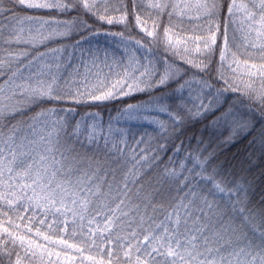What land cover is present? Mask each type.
Masks as SVG:
<instances>
[{
	"label": "snow or ice",
	"instance_id": "snow-or-ice-1",
	"mask_svg": "<svg viewBox=\"0 0 264 264\" xmlns=\"http://www.w3.org/2000/svg\"><path fill=\"white\" fill-rule=\"evenodd\" d=\"M131 5L136 9L137 0H131ZM149 7L157 10V18L164 14L171 20L177 9L183 15L184 10L193 5L157 0ZM194 7L197 15L203 13L209 22L221 10L220 0H197ZM22 9L50 10L65 19L53 22L28 16L26 19L33 21V26L24 35L23 27H11L17 21L23 24L17 15ZM223 10L226 11L227 22L221 35L222 45L218 49L220 62L215 75L211 58L217 51L213 46L217 40L215 33L220 32L219 23L214 30L210 28V35L204 41L201 55L191 57L187 47L179 46V40L173 43L169 37V28H164L163 35L167 39L162 40L157 33L159 25L154 23L153 28L148 29L136 12L137 26L146 37L152 39L132 36L125 38L123 32L119 33L125 52L128 53V63L122 70L123 75L117 74L118 78L110 88L97 89L99 94H96L91 91L81 92L79 86L73 90L72 84L62 79L61 75L53 73V65L47 62L48 52L38 51L30 55L26 51L8 50L7 55H4V45L28 44L36 48L44 41L57 36H73L76 32L83 37H87L89 32L99 35L95 27L97 22L109 25L114 22L125 23L128 17V4L125 0H0V17L7 16L10 22L6 37L3 21L0 20V202L8 206H0V264L5 256L9 264H21L20 249H23L25 256L30 254L34 257L37 250L48 251L47 245L75 247L68 242L71 237L54 238L58 237V231L51 224H46L53 210L60 217H65V230L69 213L74 220L78 216L82 220L85 213L104 215L107 223L101 228L102 222L97 221L96 231L109 232V235H101L98 238L100 243L91 239L98 257H89L93 259V264H105V260L107 264H113L114 260L116 264H264V197L259 202L255 201L253 180L246 176L225 175L212 167L209 163L212 154L203 157L189 154L187 159L194 162L193 168L186 167L184 163L178 164L179 170L177 165L165 167L157 177V184L175 185L176 191H182L184 195L170 199L166 207L163 203L160 204L163 219L148 216L145 226V217H140L138 227L142 230L129 233L131 238L123 246L127 248L123 252L125 259L121 261L120 241L123 237L111 233V227L119 226L117 221L120 217L129 215L126 209L139 212L141 207L151 206L153 212L156 211V202L151 197L157 194L163 200L162 194L157 189L148 192L138 176L158 156L149 159L141 155L137 158L134 153L132 169L117 182L115 170L109 171L99 165L96 170H91L90 167L86 169L82 164L76 163L79 157L66 155L59 147L60 134L69 142L75 140L81 144L93 143L97 139L95 132L88 133L87 125L83 133L80 131L81 121L75 119L79 113L74 105L83 104L89 99H116L136 91L147 92L152 97L150 104L153 110L167 114L170 128L160 121L153 122L160 123L161 128L169 132L171 137L179 139V133L187 120L218 111L219 115L213 124L223 122L231 129L225 142H233L241 133L251 136L249 145H258L260 156L264 157V81L258 90L252 86L254 81L245 85L244 89L235 82L240 61L237 59V52L232 50L228 35L229 25L235 23L236 14L242 12V20L249 22L248 27L255 32L256 37H264V0H248L247 3L230 0L223 5ZM116 13L120 14L119 20H116ZM106 34L117 35L111 32ZM232 39H235V30ZM250 46L255 48L257 44L254 41ZM259 46L264 53V39L259 40ZM65 51L66 49H51L53 59H61L60 54ZM243 63L249 64L248 60ZM225 65L234 74L231 79L225 75ZM56 66L59 68L60 65ZM250 68H256V65L251 64ZM247 74L249 77H264V64L256 72L249 71ZM118 85L119 90L114 91ZM229 90L241 93L243 112L234 105L223 108L220 98ZM185 92L189 97L187 101ZM165 100H171L173 104L177 100L184 103L170 106ZM61 104H68V107H59ZM132 108L129 105L125 111L130 112ZM29 112L35 115L22 119ZM89 115L96 118V114ZM49 117H56L52 121L57 133L56 145H53L51 134L47 138L41 136L39 141L32 138L36 135L37 128L34 122L41 118L47 120ZM82 135L85 137L84 141L80 139ZM37 143L41 144L43 151H37ZM176 151L179 152L180 149L177 148ZM145 159H149L147 165L142 163ZM109 175L112 176L111 180L108 179ZM199 181L205 183L200 184ZM105 188L106 191L103 190ZM134 196L139 202H134ZM13 205L18 206L11 207ZM33 208L44 210L40 219H35L38 213L32 211ZM52 218L58 220L55 214ZM75 231L73 228V234ZM209 232L219 238L218 247L209 246ZM226 234L231 235L226 238ZM93 235V229L89 228L88 236ZM114 236L117 251H101V244L112 242ZM232 236H236L235 241ZM198 240H203V250L197 243ZM221 240L223 243H219ZM42 241L47 242V245ZM81 244L83 247H77V251L82 255L89 241L84 240ZM134 252L136 255L133 260ZM213 252L216 255H212ZM13 255L16 256L14 262ZM167 257L172 259L168 260Z\"/></svg>",
	"mask_w": 264,
	"mask_h": 264
},
{
	"label": "trees",
	"instance_id": "trees-1",
	"mask_svg": "<svg viewBox=\"0 0 264 264\" xmlns=\"http://www.w3.org/2000/svg\"><path fill=\"white\" fill-rule=\"evenodd\" d=\"M125 2L128 4V17L125 23L117 22L109 25L107 23L101 24L100 22H97L95 27L97 28L99 35H94L89 32L87 37H83L80 35V33H77L72 41H84L83 46H86L87 50H89V57L92 56L91 53L96 52L97 54L98 51L101 53V55L107 54V57L115 58L116 56L113 55V53L115 54L114 46L116 45L117 47L122 48L123 43L118 35L119 33L123 32L125 34V38L132 36L137 38L144 37L147 40H151L152 38L146 37L144 33L140 31V27L136 24L135 13L138 12L144 25L149 28L146 22H144L145 19H143V14L141 13V11H143V7L139 4V0H137L136 9L132 8L131 0H125ZM229 2L230 0H221V13L219 17L215 19L220 25L219 33L222 32L227 21V14L226 11L223 10V5ZM50 14L51 15L46 16L56 19H65V17H59L52 12ZM117 14V17L120 18V14ZM17 15L19 17H25L41 16L43 14H39L36 11H30L28 9H22L17 13ZM0 20L3 21L2 27L4 26L5 22L9 21L7 16L0 17ZM172 27L175 26L172 25ZM163 28L165 27L163 26ZM185 28L189 29L190 27L186 26ZM173 29H175V32L179 30L176 28H172L171 30ZM109 32L117 33V35L113 36L106 34ZM87 39L93 42L90 43ZM88 44H90V46ZM51 46L52 45H50V47ZM53 46L56 47L55 45ZM19 47L22 48L21 45H19ZM45 48H41V50H44ZM110 48L112 50H109ZM119 50L123 52V50ZM38 51L39 50L37 49V52ZM117 56L123 58L122 54ZM95 81L96 79L94 82ZM102 82L103 83L96 82V87H98L100 84L108 85V80L104 79ZM222 98L225 99L224 104L226 105V108L229 105H234L235 107L242 109L240 100L243 99V97L240 92H233L229 90ZM151 100L152 97H150L147 92H141L130 94L126 97H119L112 102L88 103L87 101L80 105H74L76 111L79 113L75 119L77 121H81L80 131L83 133L85 131V125H87L88 133L95 132L97 139L93 143L84 142L81 144L75 142V140L69 142V140L63 134H60L59 136L60 150L71 157H79L76 163L82 164L86 169L90 167L91 170H96L97 165H99L101 168L108 169L109 171L115 170L117 182H120L122 178L127 175L128 171L132 169L134 153L137 158H139L141 155L149 159L152 156H158V159L152 160L151 166L144 167L138 176V180L142 182L144 189L150 193L153 192V189H157L158 192L162 194L163 200H161V195L153 194L151 197V199L156 202V211L153 212L151 206L147 208L141 207L139 212L135 211L134 209H126V211L129 212V215L121 216L120 220L117 221V225L119 226L113 225L111 227V233L119 234L121 237H123V240L120 241L122 248L120 251L121 261L125 259L123 252L127 251V248H124L123 246L126 245L128 239L131 238L129 233L131 231L139 232L142 230L140 227H138L140 225V217H145V226H147L148 216H153L157 220L163 219V214L160 210V204L163 203L166 207L170 199H173L177 196L182 197L184 195L182 191H176L175 185H158L156 181L157 177L163 172L165 167L169 166L170 164L177 165V170H179V163H184L186 167L193 168L194 162L187 159L189 154H191L193 157L197 155L203 157L212 154V158L209 162L212 167L217 168L225 175H231L234 177L246 176L250 180H253V195L255 201L259 202L261 197H264V157L260 156L258 145H249L251 136L240 134L234 138L233 142L226 143L225 141L229 137L231 131L224 129L220 130L213 124V121L216 119V116L219 115V113H205L202 117L187 120L181 132L179 133V139L171 137L169 132H165L164 129L161 128V125H149L143 120H138L131 123L130 121L128 122L127 119H124L127 114V111L125 110L129 105L136 107L144 105ZM165 103L169 104L170 106L181 104L180 101H177L175 104H173L171 100H165ZM49 107H51V105H49ZM59 107L66 108L68 107V104H61ZM37 111H40V109H37ZM181 111H183L182 108ZM89 114H96V118L93 119ZM32 115H35V113L29 112L28 116L22 117V119H29ZM81 117H84V120H81ZM161 119L163 124L169 128L171 127V125L168 123V117L166 113L162 114ZM80 139L81 141H84L85 137L82 135ZM105 141H107V144H105ZM177 148L180 149L179 152L176 151ZM117 149L120 151H117ZM149 159H145L142 161V163L147 165L149 163ZM169 170L172 169L169 168ZM108 179L111 180L112 176L109 175ZM197 180H199L198 177ZM199 183L204 184L205 182L199 181ZM103 190L106 191L107 189L105 188ZM133 200L134 202H139L136 201L135 196L133 197ZM144 203L146 204L147 201H144ZM105 212H107L106 209ZM41 213H38L35 219L41 218L43 215ZM87 215L89 216L86 217L87 220L88 218H92L93 222L88 223L86 219L83 221L81 220V222H77L74 219L67 220V230L64 237H71L68 242L75 245V249L72 250V252L75 256L76 264H81L84 259L83 256L98 258L96 257V247L91 244V239H96L97 243H100L98 238L101 235H109V232L101 233L96 231L97 221L102 222L100 224L101 228H103L104 223H107V221H105L104 215L96 213H87ZM48 219L52 220V215H49ZM60 225L61 226L58 228L62 232L65 229V220H61ZM81 225H83L81 230L82 235L79 236L76 235V233L73 234L72 229H77ZM53 227V229H55L56 226L53 224ZM89 228L93 229L94 235L92 237L88 236ZM227 235L231 234H226V238ZM238 235L239 232L236 233V236ZM208 236L209 246L213 248L218 247L219 244L217 243V240L219 238L214 236L211 232L208 233ZM236 236H232L234 241ZM84 240H88L89 244L81 255V253L77 251V247H83L81 242ZM141 243L143 244V240H141ZM197 243L200 245L201 250H203V240H198ZM219 243H223V241L221 240ZM107 250H112L114 253L117 251V241L115 236L113 237L112 242H105L104 244H101V251ZM221 251H223V249H221ZM135 255H133V260L135 259ZM212 255H216V253L213 252ZM157 259L163 260L165 258L157 257ZM167 259L170 260L172 257H167ZM2 264H4L3 260ZM71 264H75L74 261ZM113 264H116L115 260L113 261Z\"/></svg>",
	"mask_w": 264,
	"mask_h": 264
},
{
	"label": "rangeland",
	"instance_id": "rangeland-1",
	"mask_svg": "<svg viewBox=\"0 0 264 264\" xmlns=\"http://www.w3.org/2000/svg\"><path fill=\"white\" fill-rule=\"evenodd\" d=\"M157 0H139V4L143 7V11L141 13L143 14V19H145L144 22L149 26L148 29H152L154 23L158 24L159 27L157 28V33L160 39L166 40L167 38L163 35V26L165 28H169V37L172 39L173 43H175L177 40L180 41V47L184 48L187 47L189 49V54L191 57H197L201 55V53L204 51L203 45L204 41L208 39L210 35V28L212 30L215 29L216 24L218 23L216 18L219 17L221 10L219 11V15L213 18L211 22L207 19L206 16L201 13L200 15H197V9L194 7V5L197 3V0H168L170 3H181V4H191L193 7L185 9L184 14H180V9H177L176 12L173 14L171 20H169V17L167 15L162 14L160 18H157L156 16V9H152L149 7L151 3H155ZM202 2V0H201ZM238 3L244 2L247 3L248 0H237ZM220 6H221V0H220ZM30 11H36L37 13H42L41 16H32L33 19H48L49 21H55L56 18L47 17L46 15H51L50 10H40V9H28ZM116 17V20H119L120 18L117 17V13L114 14ZM237 19L235 20V23L230 24L228 28V35L230 38V44L232 45V50L237 52V59L240 61L239 69H238V75L235 77V82L240 85L241 89L245 88V85L248 83H254L252 86L256 88L257 90L260 89L262 81H264V77L260 76H253L249 77L247 74L249 71L256 72L257 69L261 66V64H264V53H262V50L259 46V40L264 39V37L257 38L255 32H253L248 27V21L242 20L243 13H237L236 14ZM28 16H22L20 17V20L23 21V24L21 25L19 21L15 22L14 24H11V27L18 28L23 27L25 30L24 35H27V30L30 26H33V21L26 19ZM176 24H175V21ZM173 21V23H172ZM227 22V21H226ZM117 23V22H114ZM189 24V25H186ZM175 26V27H172ZM190 27L189 29L185 27ZM47 27V26H46ZM258 27V25H256ZM172 28L179 29L175 32V29L171 30ZM4 33L7 37L9 30H10V22H5L4 26ZM161 30V33H160ZM235 30V39L233 40V31ZM224 31V28L221 33L216 32L217 40L216 45L213 47L217 49V51L214 52L212 55L211 61H212V70L213 75H215V71L217 67L219 66V48L222 45V39L221 35ZM79 32H76L75 35L64 37V36H57L50 40L44 41L43 43H40L37 45L36 48H33L31 45L28 44H19L22 46V48L19 47V45H4V55H7L8 50L12 51H26L30 55H34L37 53V49L40 52H48L49 56L47 57V62L52 64V72L57 73L62 76V79L67 80L70 84L73 85V90H75L76 86H79V89L81 92L85 91H91L95 92L96 94H99L97 89H106L110 88L112 84H114L118 78L117 74L123 75V68L127 65L128 60L127 56L128 53L125 52V49L114 46L115 48V57H107L106 55H101L100 52L97 51L94 53H91L92 56L89 57V50H87L86 46H83L84 41L78 40L73 42V38L76 36V34ZM88 42L92 43L93 41H90L87 39ZM256 42L257 46L255 48L251 47L250 45L252 42ZM87 42V41H86ZM210 43V41H209ZM60 44V45H59ZM50 45H55L56 47H50ZM90 46V44H88ZM46 47V48H45ZM41 48H45L44 50H41ZM66 49L65 52H62L61 59H53V54L51 53V49ZM119 49L123 50L121 52ZM197 49H200V51H197ZM109 50H112L111 48ZM95 51V50H94ZM122 54L123 58L118 57L117 55ZM98 55V56H96ZM244 60H248L249 64L245 65L243 63ZM230 62V61H229ZM60 65L59 68H57L56 65ZM251 64H255L256 68H250ZM235 66V65H233ZM107 71V72H106ZM225 75H227L230 79L233 77V73L228 69L227 65H225L224 68ZM96 81L94 82V80ZM104 79L108 80V85L100 84L98 87H96L95 83L99 82L101 83L104 81ZM119 90V85L117 86V89L114 91ZM127 90V89H124ZM134 93H141V92H130V94ZM129 94V95H130ZM241 94V93H240ZM119 97H126V96H118ZM117 99V98H116ZM189 99L187 92H185V101ZM221 99V104L223 108H226V105L224 104V98ZM115 99H107V100H99V101H92L88 100V103H102V102H112ZM179 101V100H177ZM175 101V102H177ZM181 104L183 101H180ZM191 105H189L190 107ZM158 107V105L156 106ZM238 108V107H236ZM240 112L244 111V108L242 106V109L238 108ZM207 113H219L217 112H207ZM161 112L153 110L152 105L150 102L133 107L132 110L129 112L127 111V114L124 119H127L129 122H136L138 120L144 121L147 124L157 125L159 126L160 123H154L153 121H160L163 123L161 117ZM56 117H49L47 120L44 118H41L39 121H35L34 123L37 125L36 128V135L32 137L33 139H36L37 141L40 140L41 136L48 137L49 134H51V139L53 142V145H56L57 142V133L54 131V126L52 121H54ZM218 129H224L231 131L230 127L225 125L223 122H220L218 124L214 125ZM58 127V125L56 126ZM231 134V133H230ZM242 134V133H241ZM240 135V134H238ZM243 135V134H242ZM38 152L43 151V148L41 147L40 143H37L35 145ZM5 176L7 177V173H5ZM7 183V181H6ZM0 206L8 207L7 205H3L2 202H0ZM18 205H13L11 207H17ZM32 211H40L37 213L43 214V209H35L33 208ZM13 216L15 213H11ZM58 217V220H50L48 219L46 221V224H51L52 228L53 224L56 226L55 229L58 231V237H64L66 230L64 229L62 232L58 227H60V221L65 220V217H60L59 214L54 213ZM50 214V215H53ZM21 215H26V213H21ZM86 217H89L87 213L84 214V219L87 220ZM40 219V218H39ZM73 219L71 214L69 213L67 216V220ZM38 220V219H37ZM77 222H81L80 217H76L75 219ZM89 220L93 222L92 218H88L87 222L89 223ZM58 221V223H57ZM55 222V223H54ZM57 223V225H56ZM44 227V226H41ZM82 228L81 226L76 229L75 233L76 235L81 236L82 235ZM65 238V237H64ZM47 245V242H43ZM17 247L19 245L17 244ZM48 251L41 252L40 250H37L36 256L32 257L30 254L28 256H25L23 249H20V255H21V264H71L73 261L75 262V256L72 252L73 248H68L66 246L61 247L59 244H53V245H47ZM70 251V253H69ZM58 253V255H57ZM136 253L134 252L133 255ZM91 257V256H90ZM83 261L81 264H93V259H90L89 257L83 256ZM125 258V257H124ZM16 260V256H12V261L14 262ZM4 264H9V261L7 260L6 256L3 259ZM105 264H107V261H105Z\"/></svg>",
	"mask_w": 264,
	"mask_h": 264
}]
</instances>
